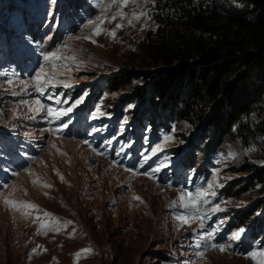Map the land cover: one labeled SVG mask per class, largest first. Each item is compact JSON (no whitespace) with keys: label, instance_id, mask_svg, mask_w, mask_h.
I'll return each mask as SVG.
<instances>
[{"label":"rangeland","instance_id":"obj_1","mask_svg":"<svg viewBox=\"0 0 264 264\" xmlns=\"http://www.w3.org/2000/svg\"><path fill=\"white\" fill-rule=\"evenodd\" d=\"M157 1L0 0V264H256L247 254L264 251V87L242 126L219 131L215 105L188 114L178 85L155 97L164 69L139 44ZM51 52L75 56L53 61L70 87L37 92ZM188 191L205 193L197 208L172 207Z\"/></svg>","mask_w":264,"mask_h":264},{"label":"trees","instance_id":"obj_2","mask_svg":"<svg viewBox=\"0 0 264 264\" xmlns=\"http://www.w3.org/2000/svg\"><path fill=\"white\" fill-rule=\"evenodd\" d=\"M156 9L158 27L139 44L164 69L153 95L178 85L188 114L215 105L210 128L242 126L264 87V0H158ZM257 132L264 138V121Z\"/></svg>","mask_w":264,"mask_h":264},{"label":"snow or ice","instance_id":"obj_3","mask_svg":"<svg viewBox=\"0 0 264 264\" xmlns=\"http://www.w3.org/2000/svg\"><path fill=\"white\" fill-rule=\"evenodd\" d=\"M117 0H113V3H116ZM129 3V0H119V4L123 7V6H127V4ZM124 13L123 11L117 13L116 15H113L111 17L112 21H115L117 19V16L123 18L124 17ZM143 15V14H142ZM136 19H139V17H135ZM98 22V23H97ZM104 23V20L101 17H97L96 21H89V24H97V27L94 31V35H100L104 29L102 27H100V25H102ZM129 23H131V21H129ZM122 27V25L117 24V28ZM110 35L115 38V30L111 31ZM88 39H90V37H87ZM95 42V41H93ZM75 56H69V57H64L62 55H60L58 52H51L48 55L44 56V60L49 62L51 68L53 69L52 72H46L45 69L43 67H41L39 69V71L35 74L34 76V80L35 83L32 85V87H34L36 89L37 92H43L44 91V84L47 83L50 86H55L56 83H62L64 87H70L69 84L64 83L63 81H60L58 78L59 76L63 75V72H59L57 71V69L60 67V65L58 63H53V61H61V60H68L71 62H75ZM65 68H67V65H64ZM36 104L38 105L37 111H41L44 108V105L41 104V102L39 100L36 101ZM47 114L48 115H55V116H59L61 115V113L56 112L53 113V110L51 108H49L47 110ZM155 154V153H154ZM147 159V157H145V160ZM153 173L155 172H159L160 168L156 167L154 169H152ZM61 179H63V177H61ZM35 183V181H34ZM46 187H50L48 185H45ZM209 187H211V185H209ZM212 195H215V193H211ZM205 195L204 192H197L195 194H193L191 191L188 192H182L179 200L178 201H173L172 202V207H177V205H179L180 207L183 208H197L198 203L200 202L201 198ZM134 199L136 200H141V198L139 196L134 197ZM141 202H143L141 200ZM4 203L9 205L10 207L15 208L17 211H19V209L21 207H26L29 209H37V206L35 204H31L28 202H17V201H12V200H8L5 199ZM214 212L215 211H221L222 209L219 207V205H217L215 208L212 209ZM25 215H28V213H25ZM45 217H50L51 214L45 212L44 213ZM59 219V218H57ZM179 219H182L184 223L188 222V217H180ZM71 223L69 222H65V226ZM46 227L45 224H41V228ZM55 231H59V228L54 229ZM243 229L239 230L237 233H235L232 237L233 240H240L241 239V235L243 233ZM46 234V233H45ZM208 247L210 248H217L219 247L220 251H225V246L223 245H217V244H210L208 245ZM34 252L36 251L35 249L33 250ZM92 251V249H82L80 253H77V256L79 257L81 254H87L90 253ZM201 256L204 255V253H200ZM249 258H251L252 260H254L256 262V264H264V251H253L247 254Z\"/></svg>","mask_w":264,"mask_h":264}]
</instances>
